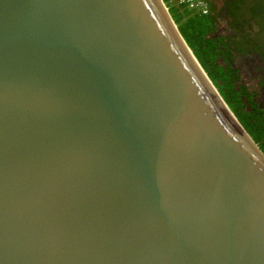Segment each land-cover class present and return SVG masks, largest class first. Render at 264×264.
I'll return each instance as SVG.
<instances>
[{"label": "water", "instance_id": "1", "mask_svg": "<svg viewBox=\"0 0 264 264\" xmlns=\"http://www.w3.org/2000/svg\"><path fill=\"white\" fill-rule=\"evenodd\" d=\"M0 264H264V154L163 0H0Z\"/></svg>", "mask_w": 264, "mask_h": 264}, {"label": "flooded vegetation", "instance_id": "2", "mask_svg": "<svg viewBox=\"0 0 264 264\" xmlns=\"http://www.w3.org/2000/svg\"><path fill=\"white\" fill-rule=\"evenodd\" d=\"M207 1L213 27L207 35L214 47L212 74L218 81L226 77L231 91L241 97L246 121L252 127L258 124L257 143L253 141L264 154V0Z\"/></svg>", "mask_w": 264, "mask_h": 264}, {"label": "trees", "instance_id": "3", "mask_svg": "<svg viewBox=\"0 0 264 264\" xmlns=\"http://www.w3.org/2000/svg\"><path fill=\"white\" fill-rule=\"evenodd\" d=\"M165 5L167 6L172 19L178 26V29L188 46L193 51V54L196 56L200 65L203 67L211 81L215 84L217 88H219V92L227 105L233 111L241 125L246 129V131L250 134L252 139L256 142V136L254 134V130L256 132L258 124L255 126H250L249 123L245 119V113L243 108H241V102L239 99L241 98L239 94L231 91L228 82L226 81V77L223 79L219 78L222 84L216 79V77L212 74L213 66V51L214 47L212 42L207 35L211 34L213 29L212 20L209 17V13L211 11L209 2L207 0L206 3L208 5V13L206 15L198 14L194 11L188 10L187 8L181 7L177 4V0H163ZM257 143V142H256Z\"/></svg>", "mask_w": 264, "mask_h": 264}, {"label": "built area", "instance_id": "4", "mask_svg": "<svg viewBox=\"0 0 264 264\" xmlns=\"http://www.w3.org/2000/svg\"><path fill=\"white\" fill-rule=\"evenodd\" d=\"M177 4L201 15H206L209 11L205 0H177Z\"/></svg>", "mask_w": 264, "mask_h": 264}, {"label": "rangeland", "instance_id": "5", "mask_svg": "<svg viewBox=\"0 0 264 264\" xmlns=\"http://www.w3.org/2000/svg\"><path fill=\"white\" fill-rule=\"evenodd\" d=\"M172 17V16H171Z\"/></svg>", "mask_w": 264, "mask_h": 264}]
</instances>
